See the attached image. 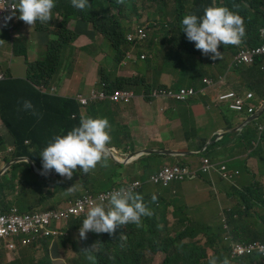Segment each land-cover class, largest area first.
Segmentation results:
<instances>
[{
	"label": "trees",
	"instance_id": "1",
	"mask_svg": "<svg viewBox=\"0 0 264 264\" xmlns=\"http://www.w3.org/2000/svg\"><path fill=\"white\" fill-rule=\"evenodd\" d=\"M67 3L66 9L72 17V21L68 20H51L48 23L41 24L37 22L35 25H27L28 27V38H37L39 42L46 43L48 46H56L57 53L59 54L60 48L70 40L75 39L79 36L75 22L81 19V22L87 25V28L91 32H96L102 36L101 51L94 52L93 56H103L110 48L116 52L117 59L121 61L124 50L122 45L126 42L127 33L131 30L129 27L128 20H132L135 16H143L142 9L135 2L136 0H125L124 4H120L117 0H89L90 5L92 4L100 9L96 11L92 18H86L82 14L76 13L75 10L82 12L84 10L73 7L72 0L70 4L66 0H61ZM155 2V9L149 2ZM147 3V19L143 21V25L146 26L147 36L142 40H135L131 42V47L136 49L138 52H148L156 49V45L159 40L165 35H171L176 39H183L192 49L197 50L194 42H190L183 32L182 19L186 14H196L203 16L206 5L209 4H220L222 7H227L229 10L236 12L238 11L247 20L250 38L247 41L248 46H257L263 42L260 37V30L264 28V0H148ZM75 10H74V9ZM184 13V14H183ZM180 26L181 31L177 35L178 27L175 25V21L178 16L181 15ZM69 18V17H67ZM46 24L51 27H46ZM136 27V26H135ZM134 27V28H135ZM69 32V33H67ZM4 40L0 38V43ZM244 43V42H243ZM242 44L239 46L225 45L220 47L219 51L223 54L222 56H230L232 58L241 50ZM14 53L19 54L17 47H14ZM152 55H148L147 58L141 61L139 68L141 73L132 77H117L115 80H111L108 74L101 72L103 77V83L101 90L107 95H112L119 90H125L133 92V94L123 101L122 104H115V109L123 115H129L133 111V107L139 100L150 101L151 97L148 95L151 90V84L147 81V72L153 68L149 66L145 68L143 61L150 59ZM183 56V59H186ZM26 81L30 82V93L27 94L29 97L35 96L40 100L49 103V110H46L43 116H34L31 112L22 110L23 95L17 94L13 90V86L21 85L11 77L5 81L0 82V117L1 120L12 137V144L15 146L14 157H26L29 160L37 161L39 153L43 146L49 141L41 140V129L48 128V124L52 127L59 125L58 131L61 126L65 125L66 129H71L80 119L79 104L71 98H63L57 96H51L48 94H42L35 89L37 86V78L39 77V69H42L46 73H50L51 65L49 64L48 58L43 60H37L35 62H28ZM262 69L264 67V57L257 58L255 63L251 66L237 65L232 68V72L245 82V89L251 91L262 90L261 96H264V78L259 77L256 73H253L254 69ZM260 71V73L262 72ZM262 72V73H263ZM264 74V73H263ZM252 75L254 82L249 80L248 77ZM8 76V75H7ZM197 77L202 78L203 74L193 76V79ZM165 101L179 102L176 99L169 97ZM228 106V101L221 102ZM109 101L95 102L92 103L88 108V113L91 118H97L92 113L97 111L102 114V118L112 112V106ZM106 112V114H105ZM72 115H76L72 118ZM31 121L33 127L26 128V122ZM112 133V129H109ZM232 134H228L230 137ZM54 135L50 136L53 139ZM28 142L25 144V142ZM206 143L200 144V147ZM113 145L120 146L118 142H115L109 147H115ZM7 144L0 136V149H6ZM135 148H133L134 150ZM166 154H150L144 156L138 161L139 167L143 172L141 193L147 188H155L154 186L162 187V183L159 180V175L164 172L165 162L162 159ZM7 159V158H6ZM215 168L211 167L208 169L209 176L220 173L221 165L218 160L213 161ZM169 166V164H168ZM202 164L194 165L191 169L201 173L203 170ZM104 174L105 177H104ZM26 177L34 180L36 175L32 170L28 162H20L13 165L9 170V177L0 178V206L3 211L13 212L17 209L18 214H22L25 207L20 206V201L26 199L28 196L27 185L30 183L25 180ZM157 177L158 181L152 180ZM116 173H109V170L103 169L99 178L93 177L90 173L81 176V182L83 189L89 191H102L109 189V182L117 179ZM192 187L188 188L186 192L187 199L192 205L199 204L203 194L199 192L195 183L197 179L190 180ZM35 188V187H33ZM159 190H163L162 188ZM211 195H216V191L213 188H209ZM34 195V191L31 193ZM14 195L18 196L15 199ZM149 199V196H145ZM47 198L42 196L38 199L31 201L28 205L27 210L31 211L36 207L43 206ZM18 203L21 209L16 207L14 204ZM189 209L180 215V223L184 225L182 232L174 233L173 227L168 221L162 220L155 223L148 222L146 227L140 225H134L129 228L128 231L124 232V239L120 240L119 235L113 238H95L87 239L81 243H78L73 233L76 229V222L70 221L66 229V234L61 237L60 245L62 248L70 250L74 254V258L70 261V264H149L150 258L147 252H151L157 256V260L160 264H207L211 263L212 260L224 259L221 255L225 251V246L228 241L224 239H216L214 242L216 246L213 248L212 255H199L198 252L202 250L201 245L195 242L183 243L184 237L190 232L195 231L190 224V220L187 218ZM222 217H227V213H221ZM239 232L245 233L247 229H240ZM98 242V243H97ZM97 244L94 249L93 246ZM255 246V250L252 253L258 251L256 247L264 248V241L251 240L246 244H241L239 247L247 249L248 247ZM133 250L134 258L129 259L127 252ZM236 247L230 249V253L226 256L230 261V264L238 263L244 264L245 261H240L232 257ZM7 243L4 240H0V257L6 254ZM86 250L91 252H85ZM92 255L93 260H89L88 256ZM164 257L163 259L161 257ZM254 260H249L247 263H251ZM24 264H32L31 261L23 260ZM42 264V263H39Z\"/></svg>",
	"mask_w": 264,
	"mask_h": 264
},
{
	"label": "crops",
	"instance_id": "2",
	"mask_svg": "<svg viewBox=\"0 0 264 264\" xmlns=\"http://www.w3.org/2000/svg\"><path fill=\"white\" fill-rule=\"evenodd\" d=\"M58 12L60 13L61 20L72 21L71 15L65 8L64 1L57 0ZM152 5V2H149ZM63 17V18H62ZM69 17V18H67ZM143 16L134 17L132 20H128L129 27L132 28L140 24L137 20ZM81 20V19H76ZM5 19L0 15V27L3 31L0 32V38L4 40L0 43V73H4L11 77V79L20 82L21 85L13 86V90L17 94L23 95L24 100H30L35 106L37 112L43 116L46 110H49V103L44 100H40L38 97H29L30 87L32 84L27 82V64L20 60L24 57L28 62H35L37 60H43L48 58L51 65L50 73H46L42 69H39V77L37 78V85L47 83L50 86L56 88V94L58 97L70 98L78 94H84L83 89H87L88 93L92 89H100L103 83V77L101 72L108 74L111 80H115L117 77H132L140 74L142 71L139 68L141 59L133 60L126 59L125 52L131 48L126 41L122 48L124 55L119 62L116 56V52L110 48L103 56H93L89 59V53L86 50L85 41L83 42L79 36L75 39L68 41L61 48L59 54L57 53L56 46H48L46 43H41L37 38H28V27H21L20 22L16 19L9 21L5 25ZM130 30V31H131ZM17 47L19 54L14 53V47ZM10 52L13 57L10 59V65L8 69L2 67V61L6 52ZM112 51V61L115 63V67H104L100 64L99 60L107 58L109 52ZM134 54H141L144 52H138L133 48ZM187 60V58H186ZM199 63L195 61L196 67L182 65L181 67L186 70L187 78L186 83L192 84V76L204 73L207 77H220L224 80L225 85L218 91H209L205 96H196L185 102H170L165 100H150L141 101L133 107V111L129 115H123L118 112L114 106H112V112L107 114V118L110 121L112 135L116 138V142L120 146H117L123 157L129 159L135 156L136 153L143 152L145 150L154 151H175L181 152L179 156L166 155L168 158V164L172 165L180 163L183 166L193 167L194 165L201 164L202 158L198 157L197 151L200 149V144L205 142L204 148H206V157L212 161L218 160L221 152L234 151L236 147H264V133L261 135L258 130V125L264 122V118L259 121L249 122L250 116L245 114H239L227 109L224 103H217L215 98L218 93L233 90L237 92L251 91L245 89V82L241 81L233 72L227 71L228 64L230 62V56H224L223 61L217 65L207 64L204 61ZM147 81L152 86L165 84L176 86L183 78L180 75L172 73L169 70H154V67L147 72ZM9 79V78H8ZM7 80V79H6ZM244 91V92H243ZM254 93L255 98L251 103L255 106H259L262 101V90L251 91ZM150 107L152 113H146L143 108ZM26 128L33 127L31 121H27ZM228 128L229 131L225 129ZM240 128V129H238ZM59 125L52 127L48 124V128L41 129V140H49L51 135H66L71 129H66L65 125L61 126L58 131ZM238 129V130H236ZM220 133H225L223 136H217ZM259 133V134H258ZM228 134H232L227 137ZM0 136L4 138L8 146H13L11 135L5 130L3 122L0 118ZM133 148H135L133 150ZM251 152H257L256 149H250ZM156 154V153H155ZM133 157L128 164L120 166L119 174L132 176H141L143 172L139 167L138 161L144 156ZM165 162L164 157L162 158ZM1 164V161H0ZM230 169L232 165L227 163ZM233 170V169H232ZM1 175V174H0ZM85 175L82 170L77 169L73 173L72 179L62 177L57 173L52 174L47 180L45 187H43L49 195H61L67 193L69 188L74 187L75 191L73 199H81V192L77 187L83 189L81 182V176ZM9 177V173H8ZM2 178V177H1ZM76 178H79L78 184L75 183ZM206 184H202L197 180L195 185L203 197L200 199L199 204L192 205L187 199L186 192L188 188L192 187L191 182H185L182 184L175 183L171 187V191L163 189L157 191L158 195L164 198L162 203V209L158 218L153 222L166 220L173 227L174 233H180L183 230L184 225L180 223V215L189 209L187 218L190 220V226L195 231L187 234L183 243H199L202 250L198 252L199 255H212L216 243V239H222L217 237V233L222 229V223L212 218V206L216 204L222 197L218 190L214 187L215 183L221 182L225 185H237L245 193H241L240 198L250 201L251 189L254 185L252 178L249 175H240L235 178L234 184H229L219 179L218 174L208 175L206 177ZM27 190L31 189V185H27ZM209 188H213L216 191V195L209 193ZM60 189V190H59ZM184 190V192H183ZM1 207V206H0ZM252 216L262 218L258 213L263 211L262 202H258L254 208L249 206ZM203 212L208 215V220L205 222L203 219ZM171 219H166L176 214ZM228 216V213H227ZM240 229H247V232H239ZM250 236L251 240L264 241V231L258 230L254 225L247 223H239L236 228L233 229L232 235ZM199 237V240L196 238ZM250 240V241H251ZM205 241V244H203ZM25 248L20 249L14 254L9 255L3 264H22L21 252H24ZM55 259L50 258L51 263ZM255 264V261L251 262ZM184 264V263H182Z\"/></svg>",
	"mask_w": 264,
	"mask_h": 264
},
{
	"label": "clouds",
	"instance_id": "3",
	"mask_svg": "<svg viewBox=\"0 0 264 264\" xmlns=\"http://www.w3.org/2000/svg\"><path fill=\"white\" fill-rule=\"evenodd\" d=\"M117 2L124 4L125 0H117ZM64 3L66 8L67 3ZM72 5L80 10L91 7L89 0H72ZM0 15L4 17L5 25H7L9 21L16 19L20 22L21 27H25L27 25L33 26L37 22H40L41 24L48 23L52 19L61 20L60 13L58 12L57 0H0ZM182 25L183 32L186 34L190 42L195 43L197 50L193 51L196 57H187V60L183 59L184 62L180 65V67L182 65L196 67L195 61L199 63H203L200 61H204L207 64L217 65L221 63L224 58V56H222L223 54L219 51L220 47L225 45L239 46L244 42L242 45L243 47L244 45H247V41L250 38L247 20L243 17V15H241L238 11L233 12L227 7H222L220 4L206 5L202 17L196 14H186L182 19ZM2 31L3 29L0 27V32ZM260 37L264 42V28L260 30ZM139 55L140 54H138V56ZM234 57L232 58L230 56L227 71L232 72V68L234 66L244 65L235 63ZM262 69L264 70V67ZM199 74H203V77H197L196 79L192 78V84L186 83L185 86H181L180 83L176 86L165 84L152 86L148 95L152 100H166L169 97H172L179 102H185L196 96H205L209 91H218L225 85L224 80L220 77H207L204 73ZM4 75L5 79L2 81L10 78L6 74ZM178 75L183 78L182 81H186V70L182 68V74ZM35 89L42 94L57 96L56 88L48 85L47 83L37 85ZM226 92L235 91L228 90L220 92L217 94L215 101L217 103L223 102L219 99V96ZM89 93L82 95L88 96ZM244 93L237 92L239 95H243ZM76 96L70 98L74 99L79 104L80 119L66 135H56L53 139H49V141L41 149L37 161L31 160L32 165L35 167V169H32L36 175L34 180L42 179L44 184H46V180L54 173L68 179H72L73 173L77 169L82 170L83 174H89L90 171L94 170L98 164L106 168L108 166V156H110L112 162H116V169L106 170H109L110 174L116 173L118 178L109 182L110 188L107 190L94 192L83 189L85 192L82 194L81 199H69L65 203L60 201V206L57 208L40 210H34V208L29 211L27 210V207L30 205V202L27 207L24 208L22 214L17 213V216L19 217V224L18 228L15 229L10 228V223L8 221V217L13 215V212L3 211L0 207V214L2 217L1 222L7 230V234L0 237V240H4L7 243V250L4 255L6 258L11 254L16 253L18 248L26 249V247L30 246L40 247L43 245L45 250H47V246L45 244L48 243L51 247L53 242L58 239L60 245V239L66 234L65 231L70 221L76 222V229L73 236L78 243L87 239L113 238L119 234H121L119 239L123 240V233L128 231L129 228L134 225L143 224L147 219H149L148 222L152 223L160 214L164 198L155 193L152 195L146 194L149 196V199H146V195H143L140 191L143 184L142 180L138 179L130 181L125 179L121 184H119V186L111 187V183L117 181L121 176V174H119L120 166L128 164L133 157L127 159L122 156L123 153H121L117 147H109L111 143V133L109 131L111 124L109 119L87 117L88 108L92 103L84 104L80 102ZM21 103L23 111L31 112L32 115L37 117L41 115L37 112L35 106L30 100H23ZM263 103L264 96L258 107L253 103L251 104L261 110V104ZM112 105L115 106V104ZM227 109L230 110L228 106ZM259 111L255 112L254 115H257L256 113ZM262 116L254 121L263 119L264 114ZM75 117L76 115H72V118ZM251 117L252 116H250V118ZM5 130L7 131L6 128ZM224 134L225 133H220L217 136H223ZM260 134L262 135L263 133ZM26 142L25 144L28 143ZM204 146L200 147L196 155L202 158L201 164L205 169H209L211 167L215 168L213 161L206 157V148H204ZM0 150L4 151L5 149ZM13 153L11 156H5L3 159L0 158V170L10 162L13 164V162L17 159H23V162H27L25 160L28 158L14 157ZM179 155H181V152H179ZM16 163L20 162H15L13 165ZM169 168L174 170V173L171 176L169 184H166L163 179H159L163 185L162 189H168L171 191V187L175 183L182 184L186 181H190L189 177L184 176L183 171H187L191 169V167L175 163L169 165ZM9 170L10 168L5 169L1 177L8 175ZM105 175L106 174H104V177ZM126 176H128L129 179H131V177H138L142 179L143 177V175L132 176L131 174H126ZM238 176L239 174L230 169L229 166L224 167L221 174L218 175L219 179L229 184H234L235 178ZM170 184L172 185L169 186ZM30 185L32 187L28 191V195L34 191V195H41L40 197L45 196L48 200L49 195L44 194L46 193L43 188L45 185L39 186L34 182L30 183ZM75 186L69 188L65 192L71 193L75 191ZM154 208L159 212L157 218H153ZM96 247L97 244L93 246L94 249ZM60 248L66 249L62 248L61 245ZM85 252L91 251L86 250ZM233 253H235V251ZM51 255L52 254L49 255V260ZM245 256H247V254H245ZM88 259L94 261V257L92 255H89ZM23 260L26 259H22V264H24ZM39 263L43 264L42 261L36 264ZM211 264H218V262L214 259L211 261ZM222 264H230L227 257L223 259Z\"/></svg>",
	"mask_w": 264,
	"mask_h": 264
},
{
	"label": "rangeland",
	"instance_id": "4",
	"mask_svg": "<svg viewBox=\"0 0 264 264\" xmlns=\"http://www.w3.org/2000/svg\"><path fill=\"white\" fill-rule=\"evenodd\" d=\"M66 1L70 4V0H66ZM147 1L148 0H136L135 1L139 5V7L142 9V12H143V17L138 19L137 20L138 22H141L147 19V9H148L147 3H146ZM152 7H153V11L155 9H160L156 7L155 2H152ZM75 11L78 14L84 15L86 18H92L95 12L100 11V9H98L92 4V6L86 11H82V12H79L77 10ZM183 14L179 15L177 20L175 21V25L178 27V32L176 33L177 35L181 31L180 20ZM46 27H51V25L46 24ZM75 27L77 28V32L79 33L80 39L83 42L85 41L86 50L89 53V59L91 60L93 58L94 52L98 53L101 51V43L103 40L102 36L96 32H91V30L87 28V25L81 22V20H78L77 22H75ZM144 53H146L147 55H150V54L152 55L150 59H148L147 61H143L142 64L145 68L149 66H153L154 70L156 71L158 69L159 70L169 69L171 72L176 73V74H182V68L180 67V65L184 62L183 56H186L188 58L196 57V55L193 53L190 46L183 39H176V38H173L171 35L163 36L157 43L155 50H151V51L144 52ZM227 53H229L230 56H232L231 52H227ZM11 57L13 56L9 51L5 53V57L2 61V67L4 69L9 68V65H10L9 62H10ZM20 60L26 64V59L24 57H21ZM99 62L104 67L110 66L114 68L115 63L112 61V51L109 52V55L107 58L100 59ZM260 71L262 70L259 67L258 69H254L253 73H256L259 77L264 78V74H263L264 72L262 71L263 73L262 72L260 73ZM248 79L254 82V78L252 75H250ZM180 85L185 86L186 81L180 82ZM235 92L237 93V90ZM83 93L87 94L88 90L86 88L83 89ZM110 106H114V105L110 104ZM114 107H117V106H114ZM143 111L146 113H152V110L150 107L143 108ZM92 114L93 116L102 118V114L99 113L98 111ZM87 115H88L87 117H91L89 116L88 111H87ZM105 118H107V116H105ZM225 130L229 131L228 128H226ZM110 135H111L110 145H112L116 142V138L112 134ZM262 136L264 137V135ZM113 146L117 147V145H113ZM250 149H256L257 152L253 153L250 151ZM164 159H165L164 169L169 170V166L167 163L168 158L164 157ZM110 161H111V158L110 156H108V159H107L108 166L105 168L98 164L94 170L90 171V174L97 179L101 176V173L104 168L115 170L116 162H112V161L110 162ZM219 163L221 165L219 174H221L222 169L226 167L228 163L232 165V169L236 173L240 175H249L252 178L253 183H254L251 189L249 202H247L245 199L240 198L241 193H245V191L241 190L239 186L225 185L221 182L215 183L214 187L218 190L219 194L222 197L219 199V201L216 204L211 205L212 206V209H211L212 218L222 223V229L217 233V237L228 241L225 246V251L221 253L223 257H226L230 253V249L232 247H238L241 244H246L252 239V237L250 236L236 235L235 233L234 235H232L233 229L236 228L239 223H247L250 225H254L258 230L264 231V208H263V211H260L258 213L262 218H257L256 216H252L249 214L251 212L249 206H252V208H254L258 202H262L263 207H264V147L240 146V147H236L234 151L221 152L219 155ZM8 164H6L4 167L1 168L0 173L6 169V166ZM183 174L185 177H189L190 180L197 179L202 184H206L207 182L206 177H208L209 171L208 169L203 168L202 172L199 173L196 170L189 169L187 171H184ZM1 176L2 174L0 175V177ZM7 177L8 175L4 176V178H7ZM125 179L130 180V181L138 180V179L143 180L138 177H131V179H129L128 176L121 175L117 181H115L114 183H111V187L119 186V184H121L123 180ZM25 180L29 183L34 182L39 186L45 185L42 179L32 180V178L26 177ZM78 182H79V178H76L75 183L78 184ZM172 184H170L169 186H171ZM152 186L155 188H147L142 191V194L152 195V194L157 193V191L162 188L160 186H154V185ZM77 189L78 191L81 192V195L84 194L85 191L82 188L77 187ZM47 192L48 191H46V193L44 194L47 195ZM40 196L41 195H38V194H35V195L29 194L27 199H23L20 201V206L27 207V205L32 200L38 199ZM14 197L15 199L18 198V196L16 195H14ZM69 199H73L72 193H63L62 197L61 195H54L52 197H49L43 206L36 207L34 210L57 208L60 206V203H59L60 201H63V203H65ZM14 205L18 207L19 209H21L18 203H15ZM153 210H154L153 218H157L159 212L155 208ZM221 213H228V216L222 217ZM175 215H177V213L173 214L171 217L170 216L167 217L166 219H171ZM202 216L205 222L209 218L205 212H203ZM148 220L149 219H147L141 226L146 227L148 225ZM152 223H155V222H152ZM196 239L199 240V237H197ZM203 244H205V241H203ZM45 245L47 246V250H45L43 245L40 247L30 246V247H26L25 251L21 252L20 255L22 256L23 259L32 261L33 264H36L40 261H42L43 264L50 263V260H49L50 254H52L53 259H55L53 261V264H70V261L74 258V254L72 252H70L69 250L60 248L59 239L53 242L51 247L49 246L48 243H46ZM17 251H20V248H18ZM126 254L129 257V259L134 258V252L132 249L129 250ZM147 254L150 258L149 264H160V261L157 260V256L155 254H152L151 252H147ZM232 257L240 261H245L244 264H254V263H247V261L249 260H254L255 264H264V248L260 247L259 251H256L247 256L233 253ZM161 258L163 259L164 257L162 256ZM5 259L6 257L2 255L0 257V264H3ZM222 261H223L222 259L217 260L218 264H222ZM207 264H211V263H207ZM233 264H238V263H233Z\"/></svg>",
	"mask_w": 264,
	"mask_h": 264
},
{
	"label": "built area",
	"instance_id": "5",
	"mask_svg": "<svg viewBox=\"0 0 264 264\" xmlns=\"http://www.w3.org/2000/svg\"><path fill=\"white\" fill-rule=\"evenodd\" d=\"M135 27V26H134ZM128 32L126 39L128 43L131 46V42L135 40H142L146 38V26L143 24H138L136 27ZM264 57V42L258 46L250 47L247 45H244L238 55L234 57V62L237 64H244L251 66L255 63L257 58ZM126 59H145L147 58L146 53H141L139 56L137 54L133 53V48L131 47L129 50L126 51L125 55ZM5 79V75L0 73V81ZM133 92L125 91V90H119L115 93H112V95H107L103 90L99 89H92L88 96H84L82 94H78L76 97L77 99L84 103V104H91L95 102H105L109 101L112 104H122L124 100L129 98ZM219 99L223 102L228 101V108L234 112L245 114L247 116H253L255 112L259 111L260 108L255 107L253 104H251V100L254 99V94L252 92H246L243 95H239L235 92H226L219 96ZM261 108L264 107V103L261 104ZM263 117V116H262ZM258 130L260 133H264V123H260L258 125ZM27 143V142H26ZM15 147L14 146H7L4 151L0 150V158L3 159L5 156H11L14 152ZM184 172V171H183ZM174 173V170H164L159 175V179H163L166 184H169L171 181V176ZM157 177L153 178V180H158ZM17 209L13 210V215H10L8 217V221L10 223V228L15 229L18 228L19 224V217L17 216ZM1 214H0V237L7 234V230L3 223L1 222ZM256 248H260L256 247ZM263 248V247H262ZM255 250V246L248 247L247 249L237 247L235 250L236 254L241 255H249L252 254V251ZM259 251V250H258Z\"/></svg>",
	"mask_w": 264,
	"mask_h": 264
},
{
	"label": "water",
	"instance_id": "6",
	"mask_svg": "<svg viewBox=\"0 0 264 264\" xmlns=\"http://www.w3.org/2000/svg\"><path fill=\"white\" fill-rule=\"evenodd\" d=\"M256 114H257V115H254V116H252V117L249 119V122H253L254 120H256V119H258L259 117H261V116L264 114V107H263L258 113H256ZM238 129H240V128H238ZM238 129H236V130H238ZM153 153H163V154H169V155H179V152L145 150V151H143V152L136 153V154H135V157H141L142 155H145V154H153ZM25 161H27V162L31 165L32 169H35V167L32 165V161H31V160L26 159ZM15 162H23V159H17L16 161L13 162V164H14ZM13 164L9 163V164L7 165L8 168H11ZM8 168H7V169H8Z\"/></svg>",
	"mask_w": 264,
	"mask_h": 264
},
{
	"label": "bare ground",
	"instance_id": "7",
	"mask_svg": "<svg viewBox=\"0 0 264 264\" xmlns=\"http://www.w3.org/2000/svg\"><path fill=\"white\" fill-rule=\"evenodd\" d=\"M135 158V156H133ZM8 168V166H6V169ZM3 172H1L0 174H2Z\"/></svg>",
	"mask_w": 264,
	"mask_h": 264
},
{
	"label": "flooded vegetation",
	"instance_id": "8",
	"mask_svg": "<svg viewBox=\"0 0 264 264\" xmlns=\"http://www.w3.org/2000/svg\"><path fill=\"white\" fill-rule=\"evenodd\" d=\"M46 191V190H45Z\"/></svg>",
	"mask_w": 264,
	"mask_h": 264
}]
</instances>
